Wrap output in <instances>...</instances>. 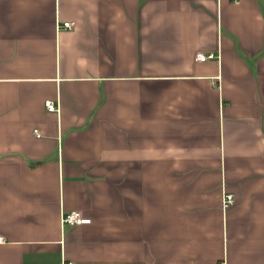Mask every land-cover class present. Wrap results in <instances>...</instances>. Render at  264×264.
<instances>
[{"label":"crops","instance_id":"1","mask_svg":"<svg viewBox=\"0 0 264 264\" xmlns=\"http://www.w3.org/2000/svg\"><path fill=\"white\" fill-rule=\"evenodd\" d=\"M0 235V264H264V0H0Z\"/></svg>","mask_w":264,"mask_h":264},{"label":"built area","instance_id":"2","mask_svg":"<svg viewBox=\"0 0 264 264\" xmlns=\"http://www.w3.org/2000/svg\"><path fill=\"white\" fill-rule=\"evenodd\" d=\"M73 26V23L71 21H66L64 22L62 25H59V27H65V28H71ZM214 57V54L209 53V54H205V53H198L197 55V59L201 60V61H205L209 58ZM46 107L48 108V110L50 111H55L57 110V105L54 101L52 100H47L45 102ZM37 135H40V133L38 132V130H35ZM235 202V197L232 193H225L224 197H223V204L225 207H228L230 204H233ZM91 221L90 218L84 217L83 214L81 213V211H69L66 213H63L62 215V222L63 223H89ZM3 240V237L0 235V242ZM61 264H75L72 261H63ZM221 264H227L226 262H222Z\"/></svg>","mask_w":264,"mask_h":264}]
</instances>
